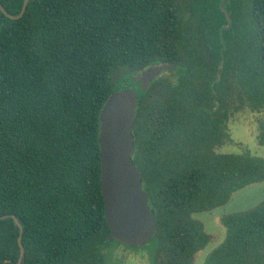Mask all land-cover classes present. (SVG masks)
<instances>
[{"label":"trees","instance_id":"1","mask_svg":"<svg viewBox=\"0 0 264 264\" xmlns=\"http://www.w3.org/2000/svg\"><path fill=\"white\" fill-rule=\"evenodd\" d=\"M0 4V264L21 253L11 216L21 264H103L100 114L115 73L156 65L182 86L138 93L132 160L156 218L152 263L193 264L209 241L193 215L264 182L263 158L216 151L231 115L264 107V0H29L20 18L23 0ZM222 225L204 264H264V200Z\"/></svg>","mask_w":264,"mask_h":264},{"label":"water","instance_id":"2","mask_svg":"<svg viewBox=\"0 0 264 264\" xmlns=\"http://www.w3.org/2000/svg\"><path fill=\"white\" fill-rule=\"evenodd\" d=\"M26 2L24 0L16 18L24 13ZM221 10L227 21H230L223 7ZM172 68L156 65L145 70L138 79L140 90L127 88L113 93L100 114V188L104 218L109 228L107 241H114L125 248H142L154 239L157 228L156 218L148 204V195L142 188V175L132 160L135 146L131 130L138 93L145 91L158 74ZM11 217L19 228L21 253L17 264H21V224L16 217Z\"/></svg>","mask_w":264,"mask_h":264},{"label":"rangeland","instance_id":"3","mask_svg":"<svg viewBox=\"0 0 264 264\" xmlns=\"http://www.w3.org/2000/svg\"><path fill=\"white\" fill-rule=\"evenodd\" d=\"M191 1L178 0L180 4H187ZM182 9L183 23L190 26L183 35L184 44L188 46L192 45L193 26L191 25H195L197 13L190 10L186 5ZM139 75V73H115L113 76L115 91L127 88L139 89L141 86L138 80ZM169 76L168 72L162 74V78H169ZM233 101L236 102L234 99ZM225 130L229 139L227 138L223 145L216 149L218 153L238 155L247 151L264 159V107L259 111H251L247 107L239 108L234 115L227 119ZM262 200H264V182L236 191L232 194L228 203L222 207L210 212H196L193 217L203 225L204 232L209 235V241L195 255L193 264H204L208 254L224 241L226 231L222 225L223 216L229 213L246 211ZM154 245V241H150L142 248L136 249L125 248L116 242H109L101 250L103 264H153L152 261H156Z\"/></svg>","mask_w":264,"mask_h":264},{"label":"flooded vegetation","instance_id":"4","mask_svg":"<svg viewBox=\"0 0 264 264\" xmlns=\"http://www.w3.org/2000/svg\"><path fill=\"white\" fill-rule=\"evenodd\" d=\"M28 1L29 0H27V2H26V5H27V3H28ZM23 2H24V0H23ZM26 5H25V8H26ZM0 9L3 11V13L6 15V16H10L7 12H6V10L3 8V6L0 4ZM22 9V8H21ZM169 72V74H170V76H169V78H162V74L163 73H166L165 71H163V72H161L160 74H158L151 82H150V84L148 85V87L145 89V91L146 90H148V89H151L152 88V86H154V85H156V84H163V85H165V86H167V85H169V84H171V85H173L175 88L176 87H181L182 86V82L180 81V79L178 78V76L176 75H174L173 73H170V71H168ZM139 73V72H138ZM143 73V72H142ZM141 74V73H140ZM139 78H140V75H139ZM144 92V91H143ZM213 99V98H212ZM122 246V245H121ZM145 246V245H144Z\"/></svg>","mask_w":264,"mask_h":264}]
</instances>
